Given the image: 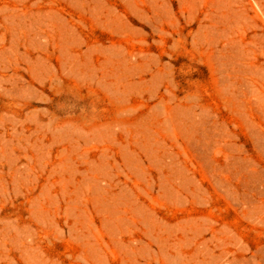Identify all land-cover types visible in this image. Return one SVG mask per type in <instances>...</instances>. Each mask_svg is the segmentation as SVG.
<instances>
[{
	"label": "rangeland",
	"instance_id": "374dc122",
	"mask_svg": "<svg viewBox=\"0 0 264 264\" xmlns=\"http://www.w3.org/2000/svg\"><path fill=\"white\" fill-rule=\"evenodd\" d=\"M0 264H264V0H0Z\"/></svg>",
	"mask_w": 264,
	"mask_h": 264
}]
</instances>
